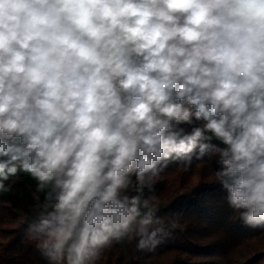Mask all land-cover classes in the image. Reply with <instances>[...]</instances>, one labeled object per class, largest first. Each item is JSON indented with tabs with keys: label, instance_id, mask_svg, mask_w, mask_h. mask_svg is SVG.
<instances>
[{
	"label": "clouds",
	"instance_id": "obj_1",
	"mask_svg": "<svg viewBox=\"0 0 264 264\" xmlns=\"http://www.w3.org/2000/svg\"><path fill=\"white\" fill-rule=\"evenodd\" d=\"M193 153L264 227V0H0V190L50 188L47 264L148 235L144 188Z\"/></svg>",
	"mask_w": 264,
	"mask_h": 264
},
{
	"label": "trees",
	"instance_id": "obj_2",
	"mask_svg": "<svg viewBox=\"0 0 264 264\" xmlns=\"http://www.w3.org/2000/svg\"><path fill=\"white\" fill-rule=\"evenodd\" d=\"M217 159L193 153L187 167L186 160L170 161L142 194L156 209L149 234L113 240L95 264H264V227L246 224L229 205L215 177ZM3 183L9 190H0V264H47L30 226L40 224L50 188L38 191L25 172Z\"/></svg>",
	"mask_w": 264,
	"mask_h": 264
}]
</instances>
